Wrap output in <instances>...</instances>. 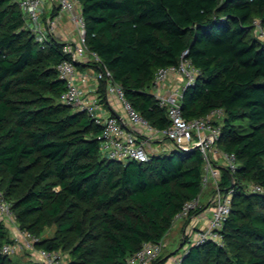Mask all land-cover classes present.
Instances as JSON below:
<instances>
[{"label": "trees", "instance_id": "16d2710c", "mask_svg": "<svg viewBox=\"0 0 264 264\" xmlns=\"http://www.w3.org/2000/svg\"><path fill=\"white\" fill-rule=\"evenodd\" d=\"M89 48L106 66L133 106L157 127L169 123L153 93L158 67L186 51L199 68L183 88L186 117L224 110L220 140L235 152V192L223 226V244L188 243L179 264H264V0H80ZM63 43L46 45L25 26L14 0H0V186L21 228L39 237L55 224L53 238L37 245L68 247L69 264H126L144 240L160 241L183 203L201 191L197 148L151 152L126 161L101 156V124L62 103L64 81L55 65ZM103 95V83L98 85ZM222 170L221 185L231 184ZM206 204L201 203L188 218ZM0 219V264L11 242ZM151 264H164L171 254Z\"/></svg>", "mask_w": 264, "mask_h": 264}, {"label": "built area", "instance_id": "2783aa9c", "mask_svg": "<svg viewBox=\"0 0 264 264\" xmlns=\"http://www.w3.org/2000/svg\"><path fill=\"white\" fill-rule=\"evenodd\" d=\"M14 1L22 11L25 26L35 34L38 41L46 45L50 38H57L63 43L62 51L67 56L55 65L58 77L65 84L59 100L85 111L95 122L101 124V131L97 136L101 156L121 161H146L154 151H167L172 148L199 150L203 159L201 190L208 189L210 214L204 226H191L187 229L188 238L184 247L188 243H200L205 240L223 244V226L232 207L236 182L233 173L238 167V159L235 152L218 148L224 116L222 108H213L204 115L189 118L183 114L182 90L186 84L192 83L199 73V68L186 56V51H183L178 62L160 66L154 73L152 91L159 104L166 106L169 119L166 126L157 127L133 106L121 84L113 79L111 69L97 66L83 71L77 67L80 62L86 64L88 61L100 60L98 54L89 48L80 0ZM64 13L68 15L72 30L60 35L57 32L60 25L59 16ZM252 24L254 34L264 41V25L260 19L254 18ZM172 75H179L183 84L165 89V82ZM100 82L103 83V95H100L97 89ZM107 95L115 97L120 110L105 114ZM223 169L230 172L232 182L228 186L220 183ZM249 190L261 192L264 191V186L253 182L249 184ZM200 204L199 193L183 203L174 221L188 218L189 213ZM0 219L7 226L12 239L2 245L3 252L9 254L22 243L25 249L32 252L35 264H69L60 249L37 245L39 237L19 226L11 202L1 186ZM162 251V240H144L136 251L127 256L126 264H151ZM181 253L182 251L173 253L168 264H179Z\"/></svg>", "mask_w": 264, "mask_h": 264}, {"label": "rangeland", "instance_id": "374dc122", "mask_svg": "<svg viewBox=\"0 0 264 264\" xmlns=\"http://www.w3.org/2000/svg\"><path fill=\"white\" fill-rule=\"evenodd\" d=\"M46 13H44L45 15ZM252 33L254 34L253 30ZM71 109H76L75 107H71ZM218 148L223 150L224 146H223V140H219L218 141ZM222 161V160H220ZM1 177V176H0ZM251 182H249L250 184ZM249 187V186H248ZM200 198V202H205L207 199V195L205 196V192L203 193V195L201 194ZM8 200L11 202L12 199ZM181 221V219H179ZM183 220L180 222L182 225ZM175 226L171 227L168 232L165 234L162 242H163V251L162 253L164 254L165 252H174L175 250L178 249V251H182L183 247L181 246L182 244H184L186 238H188L187 235V227L182 229L181 225L180 228H177V225L179 224V221H176ZM56 225L55 224H51V225H47L45 226L44 230L40 233L39 238L45 240V239H49V238H53L55 233H56ZM187 235V236H186ZM9 238H10V234H9ZM61 252L63 254V256H65V258L69 261L70 256L68 254V247H61ZM9 259L6 261V264H35L34 262V257H32V252H30L29 250L25 249L24 246L22 245V243H19V246H17V248L13 251L10 252L9 254ZM170 263L169 258L167 259V261H165L164 264H168Z\"/></svg>", "mask_w": 264, "mask_h": 264}, {"label": "crops", "instance_id": "0c3cea01", "mask_svg": "<svg viewBox=\"0 0 264 264\" xmlns=\"http://www.w3.org/2000/svg\"><path fill=\"white\" fill-rule=\"evenodd\" d=\"M59 17H60V25H59V28H58L57 32L60 35H62L64 32H70L72 30V25H71V23L68 20V15L66 13H64V14H60ZM89 69H90V67L87 66V65L81 67V70H83V71H88ZM182 84H183V79L179 75H172L165 82V89H168V88H171V87H174V86H178L179 87V86H182ZM103 91H104V88H103ZM118 110H120V105L117 102V100L115 99V97L113 95H107L105 97V114L108 113V112H115V111H118ZM204 192H205V196L207 195L206 201L203 202L204 204H206V206L202 210H200L199 212H197V213L193 214L192 216H190L189 218L181 219V221L183 220L182 225L180 223L181 221L179 219H176L175 221H173V224H172L171 227L175 226L174 223L176 221H179V224L177 225V228H180V225H181L182 229H184L186 227L187 228H189V227L191 228V226L199 228V227L204 226L206 224V222L208 220V217H209V214H210V210L208 208V205H209V202H208L209 201L208 200L209 199L208 198L209 197L208 189H205L204 191L201 190L200 198H203V197H201V194L203 195ZM168 253H170V252H168ZM172 256H173V254H171V256L168 257L169 261L172 259Z\"/></svg>", "mask_w": 264, "mask_h": 264}, {"label": "water", "instance_id": "95a60500", "mask_svg": "<svg viewBox=\"0 0 264 264\" xmlns=\"http://www.w3.org/2000/svg\"><path fill=\"white\" fill-rule=\"evenodd\" d=\"M186 85H188V84H186ZM182 93H183V90H182ZM182 93H181V94H182Z\"/></svg>", "mask_w": 264, "mask_h": 264}]
</instances>
